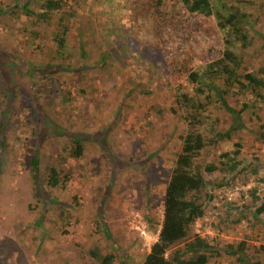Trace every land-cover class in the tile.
<instances>
[{"label":"rangeland","instance_id":"1","mask_svg":"<svg viewBox=\"0 0 264 264\" xmlns=\"http://www.w3.org/2000/svg\"><path fill=\"white\" fill-rule=\"evenodd\" d=\"M14 1L0 0V9ZM63 2L70 5V0ZM8 12L0 16V50L26 68L32 66L29 60L44 67L54 51L50 37L58 29L57 17L34 26L21 11ZM259 17L258 32L264 30V13ZM28 24L39 36L35 42L23 32ZM70 26L74 55L57 60L79 69L45 78L31 73L26 82L40 96V104L20 84L7 109L0 76V117L7 111L0 175V264H95L108 254L115 255L114 264H145L158 238L166 185L183 132L180 116L171 112L175 106L167 83L182 85L190 72L220 59L223 38L212 18L187 14L178 0H92ZM80 30L88 42L86 53H91L86 58L78 51ZM117 37L127 39L129 46L128 54L119 59L114 58L121 42ZM107 46L112 61L101 65ZM242 57L250 70L264 68L263 39L256 37ZM260 115L264 117V109ZM242 117L253 134L238 138L241 156L263 164L264 137L257 132L264 118L258 122L247 114ZM67 131L87 142L80 160L64 163V148L71 142ZM231 149L233 142H228L204 155L212 160ZM36 153L43 189L35 187L31 172ZM51 166L62 170V178L68 177L66 187H48ZM260 170L264 178V167ZM256 180L215 189L205 216L195 225L196 233L220 242L221 248L246 241L253 262L264 254V231L243 233L236 226L234 235L219 233L211 224L218 223L217 217H224L234 201L241 205L243 193ZM211 264L238 263L221 254Z\"/></svg>","mask_w":264,"mask_h":264},{"label":"trees","instance_id":"2","mask_svg":"<svg viewBox=\"0 0 264 264\" xmlns=\"http://www.w3.org/2000/svg\"><path fill=\"white\" fill-rule=\"evenodd\" d=\"M91 1L70 0V5H67L63 0H15L11 7L0 9V16L7 11H21L26 18L32 19L31 25L34 26L47 23L53 16L57 17L58 23L57 31L50 37L53 54H49V60L42 68L34 65L32 60L28 61L32 66L26 68L22 62L11 61L0 50L1 88L5 92L7 109H10L16 86L23 84L30 96L35 95L26 82L31 73L42 74L45 78L49 74L64 73L66 69H79L76 65L74 67V63L70 66L62 65L57 57L72 59L74 50L71 48L70 25L74 24L76 15L86 6L90 7ZM178 4L189 15L212 18L215 21L223 38L224 52L220 59L190 72L184 84L172 86L167 83L175 106L171 108V112L180 116L183 132L178 136L179 149L174 155L166 185L161 227L159 231L156 225L151 229L153 233L158 231V238L152 245L145 264H211L221 254L238 264H264V254H260L263 260L258 262L250 259L248 245L244 240L221 248L220 242L209 240L195 232L197 221L205 216L207 204L214 199L215 189L230 188L237 184L246 186L254 177H257L256 185L243 193L242 204L237 205V201H234L225 216H216L218 223L213 221L211 225L219 233L231 231L234 235L236 226L243 233L256 234L264 231V188L260 189L261 183L264 187V178L260 175L264 162L259 164L257 158L243 159V145L238 140L244 133L253 134L246 127L243 114H247L250 121L262 122L264 118L260 115L264 109V68L250 70L248 66H244L242 57L256 37L264 41V30L259 28L262 32H258L255 28L259 16L264 13V0H178ZM30 26L28 24L23 32H28V39L35 42L39 36L34 30L29 31ZM83 32L80 30L81 35L76 39L81 58H86L91 53H86L85 45L88 42L82 36ZM117 39L120 41L121 37ZM126 40L122 38L120 45L115 47L114 58L119 59L120 55L124 56L123 53L128 54ZM109 50L108 46L103 49L100 55L101 65L112 61ZM142 93L150 94L144 90ZM34 97L40 104V96ZM30 99L32 101L31 97ZM62 102L66 103V100L63 99ZM6 116L7 111L0 117V175L5 164L3 118ZM38 118L40 119L39 115ZM263 132L264 123L257 133L263 138ZM67 134L71 142L64 148V163L69 159L80 160L84 156L87 142L85 137L74 131H67ZM228 142H233V149L221 152L212 160L206 159V152L218 150ZM39 158V153L33 156L31 172L35 187L43 189L39 178ZM61 171L55 166L47 168L48 187H66L68 177L62 178ZM96 253L93 252V255ZM115 260L114 254H108L95 264H114Z\"/></svg>","mask_w":264,"mask_h":264}]
</instances>
